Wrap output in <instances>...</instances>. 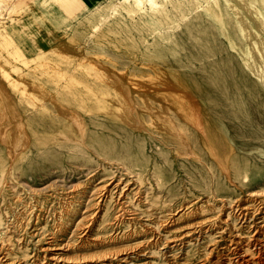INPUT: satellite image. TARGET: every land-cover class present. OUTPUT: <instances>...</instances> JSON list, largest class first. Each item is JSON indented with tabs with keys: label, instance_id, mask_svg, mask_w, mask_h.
<instances>
[{
	"label": "rangeland",
	"instance_id": "obj_1",
	"mask_svg": "<svg viewBox=\"0 0 264 264\" xmlns=\"http://www.w3.org/2000/svg\"><path fill=\"white\" fill-rule=\"evenodd\" d=\"M263 193L264 0H0V264H264Z\"/></svg>",
	"mask_w": 264,
	"mask_h": 264
},
{
	"label": "bare ground",
	"instance_id": "obj_2",
	"mask_svg": "<svg viewBox=\"0 0 264 264\" xmlns=\"http://www.w3.org/2000/svg\"><path fill=\"white\" fill-rule=\"evenodd\" d=\"M225 2V1H224ZM133 61V60H132ZM135 65V64H134ZM95 91V90H94ZM54 92V91H53ZM62 92V91H61ZM64 92V91H63ZM92 92V91H91ZM168 92V91H167ZM64 93H66V92H64ZM76 93V92H75ZM100 93V92H99ZM99 93H97L98 95H100ZM163 93V92H162ZM165 93V92H164ZM169 93H170V91H169ZM69 94V93H68ZM95 94H96V92H95ZM116 94V93H115ZM119 94V93H118ZM133 94V93H132ZM135 94V93H134ZM167 94V93H166ZM173 94H175V92L173 93ZM172 94V95H173ZM58 95V94H57ZM101 95H103L102 93H101ZM105 95V94H104ZM164 95V94H163ZM168 95V94H167ZM177 95V94H176ZM182 95V94H181ZM65 96H67L66 94H65ZM180 96V95H179ZM105 97V96H104ZM106 97H107V95H106ZM116 97H118V96H116ZM133 97V96H132ZM168 97H169V95H168ZM172 97H174V96H172ZM181 97V96H180ZM71 98V97H70ZM99 98V97H98ZM137 98V97H136ZM141 98V97H140ZM146 98V97H145ZM60 99H62V98H60ZM60 99H59V101H60ZM64 99V98H63ZM75 99V98H74ZM138 99V98H137ZM174 99H178L177 97L176 98H174ZM173 99V100H174ZM119 100V99H118ZM136 100V99H135ZM151 100V99H150ZM161 100H164V99H161ZM172 100V99H171ZM172 100V101H173ZM179 100V99H178ZM98 101V100H97ZM99 101H100V99H99ZM105 101V100H104ZM143 101V100H142ZM153 101V100H152ZM152 101H151V103H152ZM165 101V100H164ZM163 101V102H164ZM171 101V102H172ZM175 101H177V100H175ZM174 101V102H175ZM181 101V100H180ZM179 101V102H180ZM71 102V101H70ZM102 102V101H101ZM117 102V101H116ZM136 102V101H135ZM140 102V101H139ZM148 102H149V100H148ZM154 102V101H153ZM169 102H170V100H169ZM73 102H71V104H72ZM92 103V102H91ZM121 103H123L122 101H121ZM150 103V105H152ZM177 103V102H176ZM43 104V103H42ZM70 104V105H71ZM138 104V103H137ZM141 104H144V103H141ZM154 104V103H153ZM184 104H185V102H184ZM155 105H156V103H155ZM175 105V104H174ZM181 105V104H180ZM190 105V104H189ZM44 106V105H43ZM72 106V105H71ZM93 106V105H92ZM172 106H173V104H172ZM182 106V105H181ZM77 107V106H76ZM160 107V106H159ZM183 107V106H182ZM152 108V107H151ZM158 108V107H157ZM156 108V109H157ZM176 108H179V106L178 107H176ZM175 108V109H176ZM158 110V109H157ZM178 110V109H177ZM181 111V110H180ZM170 113V112H169ZM177 113V112H176ZM179 113V112H178ZM185 113V112H184ZM180 115H181V113H180ZM190 116V115H189ZM181 117H182V115H181ZM180 117V118H181ZM112 118V117H111ZM177 118V117H176ZM58 119V118H57ZM178 119V118H177ZM183 119V118H182ZM61 121V120H60ZM176 121V120H175ZM192 121V120H191ZM179 121H177V123H178ZM181 122V121H180ZM189 122V121H188ZM69 123V122H68ZM176 123V122H175ZM182 124V123H181ZM192 124V123H191ZM176 125V124H175ZM178 125V124H177ZM132 126V125H131ZM179 126V125H178ZM168 127V126H167ZM180 127H182V126H180ZM179 127V128H180ZM185 128H186V126H185ZM182 129V128H181ZM144 131V130H143ZM181 131V130H180ZM171 132H172V130H171ZM204 132V131H203ZM199 133V132H198ZM205 133V132H204ZM204 140V139H203ZM206 140V139H205ZM204 140V141H205ZM206 142V141H205ZM204 145V144H203ZM183 146H184V144H183ZM229 156V155H228ZM147 169V168H146ZM147 172V171H146ZM148 175V174H147ZM140 176V175H139ZM141 176H142V174H141ZM144 176V175H143ZM150 178V177H149ZM143 180V179H142ZM145 180V179H144ZM142 183V182H141ZM165 190V189H164ZM154 192V191H153ZM163 194H164V192H163ZM225 194V193H224ZM264 194V193H263ZM262 194V195H263ZM229 195V194H228ZM214 196V195H213ZM224 196V195H223ZM226 196H227V194H226ZM241 196V195H240ZM107 197V196H106ZM157 197V196H156ZM209 197V196H208ZM260 197V196H259ZM262 198V197H261ZM216 199H220V198H216ZM238 199V198H237ZM253 199V198H252ZM251 199V200H252ZM263 199V198H262ZM102 200V199H101ZM192 200V199H191ZM254 200V199H253ZM257 200V199H256ZM196 201V200H195ZM211 201V200H210ZM224 201V200H223ZM223 201H221L222 202V204H223ZM234 201H235V198H234ZM243 201H245V200H243ZM191 202V201H190ZM207 202V201H206ZM232 202V201H231ZM263 202V201H262ZM97 203V202H96ZM182 203V202H181ZM189 203V202H188ZM191 204V203H190ZM226 204V203H225ZM258 204V203H257ZM23 205V204H22ZM183 205V204H182ZM201 205V204H200ZM217 205V204H216ZM215 205V206H216ZM235 205H237V204H235ZM242 205V204H241ZM180 206V205H179ZM184 206V205H183ZM229 206V205H228ZM256 206V205H255ZM175 207V206H174ZM221 207V206H220ZM219 207V208H220ZM259 207V206H258ZM22 208V207H21ZM188 208H190V207H188ZM196 208V207H195ZM199 208V207H198ZM205 208V207H204ZM228 208V207H227ZM233 208V207H232ZM243 208V207H242ZM249 208H250V206H249ZM208 209V208H207ZM221 209V208H220ZM229 209H230V206H229ZM243 209H245V208H243ZM242 209V210H243ZM169 210V209H168ZM187 210H189V209H187ZM209 210V209H208ZM236 210V209H235ZM235 210H233V211H235ZM240 210V209H239ZM247 210H248V208H247ZM125 211V210H124ZM155 211V210H154ZM192 211H193V209H192ZM250 211V210H249ZM186 212V211H185ZM232 212V210L230 211V213ZM259 212V211H258ZM258 212H255L256 214L258 213ZM21 213V212H20ZM124 213V212H123ZM155 213V212H154ZM158 213V212H157ZM240 213V212H239ZM242 213V212H241ZM125 214V213H124ZM129 214V213H128ZM210 214V213H209ZM233 214V213H232ZM247 213L244 211L243 212V216L244 215H246ZM260 214V213H259ZM264 214V213H263ZM117 215V214H116ZM138 215V214H137ZM193 215V214H192ZM216 216H217V214H215ZM132 216V215H131ZM175 216V215H174ZM196 216V215H195ZM195 216H194V218H195ZM201 216V215H200ZM240 216V215H239ZM116 217V216H115ZM198 217V216H197ZM206 217V216H205ZM226 217V216H225ZM235 217V216H234ZM234 217H233V219H234ZM245 217V216H244ZM251 217H254L255 219L254 220H252V222H253V225H254V227H255V229H254V227H253V229H254V233H251V234H255V236L253 235V239L251 240V241H249V243L251 244V246L253 245V247H258L259 245H263V244H261L260 243V240H262L261 238H260V236L264 233V219H263V217L262 216H255L254 214H252L251 215ZM250 218V217H249ZM248 218V219H249ZM191 220L193 219V217H191L190 218ZM238 219V218H237ZM242 219V218H241ZM244 219V218H243ZM247 219V220H248ZM102 220V219H101ZM164 220V219H163ZM196 220V219H195ZM210 220V219H209ZM232 220V219H231ZM255 220H257V222L255 221ZM160 221V220H159ZM198 221V220H197ZM199 221H200V219H199ZM238 221V220H237ZM241 221V220H240ZM239 221V222H240ZM161 222V221H160ZM164 222V221H163ZM202 222V221H201ZM203 222H206L205 221V219H204V221ZM227 222H229V220L227 221ZM226 222V223H227ZM101 223V222H100ZM115 223V222H114ZM158 223V222H157ZM175 223V222H174ZM225 222H224V224H226ZM232 223V222H231ZM237 223V222H236ZM244 223V222H243ZM247 223V222H246ZM195 224V223H194ZM214 224V223H213ZM217 224V223H216ZM222 224H223V220H222ZM228 224V223H227ZM230 224V223H229ZM235 224V223H234ZM238 224H240V223H238ZM79 225V224H78ZM82 225V224H81ZM84 225V224H83ZM114 225V224H113ZM191 225V224H190ZM196 225V224H195ZM198 225H200L199 223H198ZM221 225V224H220ZM250 225H252V224H250ZM76 226V225H75ZM182 226V225H181ZM209 226V225H208ZM211 226H212V224H211ZM210 226V227H211ZM224 226V225H223ZM222 226V227H223ZM185 227H186V224H185ZM191 227V226H190ZM198 226L196 225V228H197ZM199 227H201V226H199ZM206 227V226H205ZM232 227V226H231ZM236 227V226H235ZM250 227V226H249ZM181 228V227H180ZM221 228V227H220ZM226 228V227H225ZM192 229V228H191ZM190 229V230H191ZM205 229V228H204ZM209 229V228H208ZM222 229V228H221ZM227 229V228H226ZM251 229V228H250ZM65 230V229H64ZM180 230V229H179ZM182 230V229H181ZM199 230V229H198ZM192 231V230H191ZM211 231V230H210ZM221 231V230H220ZM73 232V231H72ZM190 232V231H189ZM195 232V230L193 231V233ZM207 232V231H206ZM205 232V233H206ZM212 232V231H211ZM214 232V231H213ZM248 232V231H247ZM103 233V232H102ZM188 233V232H187ZM219 233V232H218ZM227 233V232H226ZM104 234V233H103ZM121 234V233H120ZM198 234V233H197ZM196 234V235H197ZM212 234V233H211ZM233 234V233H232ZM236 234H237V232H236ZM126 235V234H125ZM128 235V234H127ZM129 235H130V233H129ZM150 235H152V234H150ZM184 235V234H183ZM182 235V236H183ZM203 235V234H202ZM201 235V236H202ZM217 235V234H216ZM216 235H214L215 237H216ZM108 236V235H107ZM204 236V235H203ZM264 236V235H263ZM98 237V236H97ZM100 237V236H99ZM109 237H111V236H109ZM115 237V236H114ZM126 237V236H125ZM137 237H138V235H137ZM205 237V236H204ZM96 238V237H95ZM112 238V237H111ZM186 238V237H185ZM197 238V237H196ZM195 238V239H196ZM207 238V237H206ZM221 238V237H220ZM229 238V237H228ZM244 238V237H243ZM94 239V238H93ZM180 239V238H179ZM189 239V238H188ZM192 239V238H191ZM224 239V238H223ZM232 239V238H231ZM251 239V238H250ZM96 240V239H95ZM99 240V239H98ZM101 240V239H100ZM114 240V239H113ZM119 240V239H118ZM183 240V239H182ZM184 240H186V239H184ZM193 240V239H192ZM220 240V239H219ZM237 240V239H236ZM239 240V239H238ZM105 241V240H104ZM114 241H116V240H114ZM130 241H131V239H130ZM180 241V240H179ZM195 241V240H194ZM217 241V240H216ZM101 242V241H100ZM108 242V241H107ZM110 242V241H109ZM113 242V241H112ZM117 242V241H116ZM126 242V241H125ZM129 242V241H128ZM205 242V241H204ZM203 242V243H204ZM241 242V241H240ZM97 243V242H96ZM103 243V242H102ZM127 243V242H126ZM213 243V242H212ZM217 243V242H216ZM244 243V242H243ZM175 244V243H174ZM177 244V243H176ZM242 244V243H241ZM95 245V244H94ZM98 245V244H97ZM101 245V244H100ZM115 245V244H114ZM136 245V244H135ZM135 245H134V247H135ZM180 245V244H179ZM211 245V244H210ZM225 245V244H224ZM231 245V244H230ZM243 245V244H242ZM246 245V244H245ZM110 246V245H109ZM213 246V245H212ZM240 246V245H239ZM103 247V246H102ZM124 247H126L125 245L123 246V248ZM170 247V246H169ZM176 247V246H175ZM177 247H179V246H177ZM210 247V246H209ZM214 247V246H213ZM224 247V246H223ZM247 247H248V245H247ZM104 248V247H103ZM132 248V247H131ZM222 248V247H221ZM231 248H234V247H231ZM240 248V247H239ZM252 248V247H251ZM263 248V247H262ZM130 249V248H129ZM212 249V248H211ZM216 249V248H215ZM238 249V248H237ZM258 249V248H257ZM113 250V249H112ZM112 250H109V251H112ZM114 250H116V249H114ZM117 250H119V249H117ZM131 250V249H130ZM133 250H135L134 248H133ZM139 250V249H138ZM209 250H210V248H209ZM208 250V251H209ZM101 251V250H100ZM108 251V250H107ZM122 251V250H121ZM120 251V252H121ZM125 251V250H124ZM168 251V250H167ZM256 251H258V250H256ZM104 252H106V251H104ZM103 252V253H104ZM113 252V251H112ZM116 252H118V251H116ZM135 252V251H134ZM140 252V251H139ZM98 253V252H97ZM119 253V252H118ZM122 253H123V251H122ZM132 253H133V251H132ZM142 253H144V252H142ZM141 253V254H142ZM207 253H209V252H207ZM238 253V255H239V264H249V262H250V260H251V256H247L246 255V252H245V250H242V251H239V252H237ZM254 253V252H253ZM256 253V252H255ZM258 253V252H257ZM102 254V253H101ZM105 254V253H104ZM112 254H114V253H112ZM111 254V255H112ZM263 254V253H262ZM261 254V255H262ZM96 255V254H95ZM94 255V256H95ZM110 255V254H109ZM131 255V254H130ZM130 255H129V257H130ZM137 255V254H136ZM219 255H221V254H219ZM217 256V257H215V259L214 258H212V259H214V264H226V263H228V261L226 262V263H224L225 262V259L224 258H222L221 256ZM223 255V254H222ZM230 255V254H229ZM93 256V255H92ZM139 256V255H138ZM259 256V255H258ZM258 256H257V259H258ZM25 257V256H24ZM261 257V256H260ZM120 258H123L124 259V262L126 263V261L128 260H126L125 261V259L127 258V252H126V254L125 255H123V256H121ZM1 259V258H0ZM77 259V258H76ZM123 259H121L122 261H123ZM137 259V258H136ZM211 259V260H212ZM231 259H232V256H231ZM254 259V258H253ZM72 260H75V259H73L72 258ZM226 260H228V259H226ZM237 260V259H236ZM5 261V260H4ZM9 261V260H8ZM23 261V260H22ZM230 261V260H229ZM233 261V260H232ZM232 261H230V262H232ZM234 261H235V259H234ZM259 261V260H258ZM257 261V262H258ZM20 262H21V260H20ZM24 262V261H23ZM120 262V261H119ZM140 262V261H139ZM202 262V261H201ZM236 262V261H235ZM37 263V262H36ZM123 263V262H122ZM134 263V262H133ZM193 263V262H192ZM251 263V262H250ZM40 264V263H39ZM55 264V263H54ZM57 264H59L58 262H57ZM127 264V263H126ZM140 264V263H139ZM197 264V263H196ZM202 264V263H201ZM234 264H237V263H234ZM257 264V263H256Z\"/></svg>",
	"mask_w": 264,
	"mask_h": 264
},
{
	"label": "crops",
	"instance_id": "obj_3",
	"mask_svg": "<svg viewBox=\"0 0 264 264\" xmlns=\"http://www.w3.org/2000/svg\"><path fill=\"white\" fill-rule=\"evenodd\" d=\"M52 1L61 3L63 7L72 5L76 9H84V8L89 9V8H93L96 5H98L102 0H52ZM25 45H28V44L25 43ZM30 45H35V42L30 43Z\"/></svg>",
	"mask_w": 264,
	"mask_h": 264
}]
</instances>
